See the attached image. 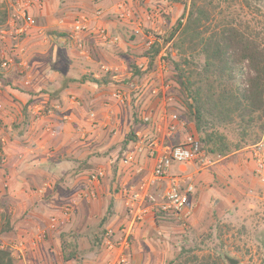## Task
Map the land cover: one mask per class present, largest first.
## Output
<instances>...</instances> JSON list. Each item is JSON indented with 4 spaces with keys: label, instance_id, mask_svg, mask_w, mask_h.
<instances>
[{
    "label": "crops",
    "instance_id": "obj_1",
    "mask_svg": "<svg viewBox=\"0 0 264 264\" xmlns=\"http://www.w3.org/2000/svg\"><path fill=\"white\" fill-rule=\"evenodd\" d=\"M56 6L57 0H43L41 10L31 11L36 27L18 42L19 61L1 72L6 105L3 123L12 122L7 113L15 110L19 112L20 124L16 130L21 128L24 133L16 134L11 126L5 131L7 166L0 169V200L9 214L12 232L0 235V247L11 252L16 264H110L113 254L108 255L102 244L105 231L131 227L126 217L123 185L139 179L135 174L137 168H143L142 177L150 170L143 157L138 165H124L126 154L135 146V137L127 138L133 127H139L135 134L143 131L142 122L154 119L162 103L156 98H145L139 103L140 114L133 120L130 115L133 100L129 99L133 91L123 103L113 97L116 88L124 89L133 82V74L126 67L128 58H133V47L121 43L123 29L118 24H102L95 19L103 16L94 15L87 32L80 35V47L75 42L57 40L49 32L64 25L55 20L59 11ZM120 7L109 10L118 14ZM100 34H105L107 40ZM58 61L64 65L62 72L56 68ZM19 65L26 67L24 76L19 74ZM102 67L114 69L104 81L101 77L106 73ZM25 78L28 87L22 84ZM147 78H154L153 74L147 73L144 79ZM10 97L14 102L8 100ZM51 129L54 135L49 133ZM183 140V133L178 131L168 144L176 146ZM246 166L252 172L253 165L248 159ZM96 170H103L105 177L96 199L85 203L80 193L87 186L89 174ZM171 171L170 178L186 173L171 174ZM194 176L183 178L196 191L204 189L208 182L213 181L214 185L221 182L217 168L210 173L198 170ZM66 205L73 207L74 215L65 229L74 224L75 232L82 234L87 230L84 225L99 219L109 225L103 226V234L66 235L64 242L63 235H55L47 226L49 216L60 215ZM187 206L186 220L194 228L203 205L197 200ZM166 220L156 223L155 216L148 215L141 224L132 227L129 264H167L174 250L173 235H151L158 233L162 224H171L168 221L172 220ZM69 243L74 256L64 262L63 253Z\"/></svg>",
    "mask_w": 264,
    "mask_h": 264
},
{
    "label": "rangeland",
    "instance_id": "obj_2",
    "mask_svg": "<svg viewBox=\"0 0 264 264\" xmlns=\"http://www.w3.org/2000/svg\"><path fill=\"white\" fill-rule=\"evenodd\" d=\"M191 1L57 0L55 8L59 11L55 20L62 22L64 25L61 24L59 28L49 32L51 35H55L54 37L57 40L72 44L75 42L77 45L73 27L75 23L80 22L82 19L86 20V31L84 32H87L90 20L93 19L94 15L96 18L103 16L100 19L94 18L96 21L100 20L102 24L111 23L112 26L118 24L124 33L123 37L120 38L121 43L127 41L133 47V58H128L126 62L128 72L133 74V82L131 83L142 87L148 82L144 81L147 73L155 75L159 72L158 59L161 54L165 55L167 73L168 68L170 71L172 70L171 64L179 60L178 54L171 46H163L154 61L152 69L143 76L137 75L138 73H145L148 69L147 60L140 58L147 50L146 43L148 41L153 42L155 36L166 38L176 23L186 17ZM12 4V0H0V5L9 11H11ZM198 4L210 13L217 24L228 23L233 25L257 40L264 47V3L262 0H198ZM118 5L121 6L118 14H114L109 10ZM98 12L103 14L99 15ZM107 12L109 14L106 16L105 13ZM81 34H79V38ZM56 68L62 72L64 65L58 61ZM246 77L247 70L244 69L241 80L244 82ZM171 79L172 73L170 72ZM149 83L143 89L148 87ZM175 86L173 84V88ZM117 89L123 90L122 87ZM125 92L128 98L130 92ZM174 94L176 96L177 93L174 92ZM130 95L129 99L133 100L130 115L135 120L136 115L141 112V108H138L139 103L144 99L140 100L142 93L133 92ZM143 95H145V92ZM145 98L150 97L145 95ZM8 100L14 102L11 97ZM167 106L169 105L167 104ZM169 107L177 115H181L178 113V105L174 104L173 98ZM7 116L10 118L9 120L12 119V122L8 123L9 125L4 124L5 128L11 126L16 134L24 133L21 128L19 130L14 129V127H20L17 119L19 118V112L8 110ZM142 123L150 126L148 123ZM13 125L15 126L13 127ZM191 129L187 127L189 133H191ZM7 132L8 130H6ZM263 136L264 134L260 139ZM244 151L245 149L224 160L212 156L208 157L212 165L204 167L202 171L210 173L212 169L217 168L221 182L216 185L213 184V181L208 182L209 184L207 183L204 189L198 191L194 189V194L190 196L189 204L201 200L203 205L199 211L200 216L197 226L191 227L189 220L183 222L168 221L171 224H162V228L158 233L151 234L173 235L174 240L171 246L174 250H171L167 264H178L174 262V259L183 252L187 253L183 259H187V257L202 259L207 256L222 258L221 254H226L239 258L241 264H264V184L256 180L253 173L247 168V158ZM178 167L181 168L180 172H178ZM178 167L175 166L171 174L184 171L186 173H181L183 174L182 177H195L194 175L198 171L196 167L191 165ZM212 187L213 189H211ZM52 216L58 215L52 214L49 217ZM50 218H48V222ZM101 221L99 219L97 222L91 221L84 225L87 230L82 234L75 232V229H73L74 224L68 229H65V227L58 228L57 231H54V234L63 235L65 240L66 235L103 234L105 228H102L101 231L98 229ZM108 225L109 223L104 227ZM95 231L98 233L94 234Z\"/></svg>",
    "mask_w": 264,
    "mask_h": 264
},
{
    "label": "trees",
    "instance_id": "obj_3",
    "mask_svg": "<svg viewBox=\"0 0 264 264\" xmlns=\"http://www.w3.org/2000/svg\"><path fill=\"white\" fill-rule=\"evenodd\" d=\"M8 16L9 10L0 5V27L6 24ZM120 34L123 37L122 31ZM123 43L128 44L127 41ZM163 46H171L179 56L165 76V81L171 85L168 95L178 105L180 120L189 129L192 128L191 134L198 140L205 155L224 160L257 143L264 134V47L233 25L217 24L210 13L198 4V0L191 1L186 17L176 23L166 38L155 36L150 48L140 57L147 60L148 69L137 75L143 76L152 69ZM244 69L247 70V77L243 82ZM1 72L0 62V80H3ZM109 75L105 74L101 81ZM173 84L176 85L174 88ZM142 98L145 99V95L142 94L140 100ZM23 113L26 123L28 113L26 110ZM146 123L150 124V119ZM143 125L141 130L150 128ZM138 128L131 129L128 140H133ZM4 208V202L0 200V235L12 232L9 214ZM155 220L156 223L176 221L161 214L155 215ZM105 224L106 221H101L98 229L101 230ZM71 246L69 243L65 248L64 262L74 256ZM186 254L178 255L174 262L224 264L219 256L183 259ZM0 264H16L8 249H0Z\"/></svg>",
    "mask_w": 264,
    "mask_h": 264
},
{
    "label": "built area",
    "instance_id": "obj_4",
    "mask_svg": "<svg viewBox=\"0 0 264 264\" xmlns=\"http://www.w3.org/2000/svg\"><path fill=\"white\" fill-rule=\"evenodd\" d=\"M12 2L6 27L0 28L1 71H7L19 61L18 42L36 27L35 17L31 11L34 8L41 10L43 7L42 0H12ZM84 31H86V20L82 19L73 27V32L77 36L78 47L81 45V39L78 36ZM100 35L104 40H107L105 34ZM7 38L10 40L7 41ZM151 44V41L146 43L147 49L150 48ZM164 58L165 55L163 54L159 56V72L153 75L154 78L144 79V81H148L146 84L150 82L148 87L143 89L146 84L141 87V85L129 83L124 88L125 90L117 89L113 95L114 99L123 103L127 99L125 91H133L137 94L145 92L148 97L158 99L163 107L154 119L149 118L150 128L135 134V146L124 158V165L133 167L138 165L141 157H143L150 165V170L142 177L140 175L143 168H137L135 174L139 179L136 178V181H129L123 185L126 217L131 227L105 231L102 244L108 255L113 254L110 264H129L132 227L134 229L135 226L141 224L148 215L161 214L181 222L186 220L187 205L190 196L194 193V186L182 176L170 178L169 173L172 168L191 165L202 170L204 167L212 165L204 151L201 150L198 140L188 132L185 122L180 120L177 113L169 107L172 98L168 95L170 84L165 81L167 70ZM18 69L21 76L26 74L25 66L19 65ZM101 70L106 74L114 72V69L109 67H102ZM22 84L24 87L29 86L26 78L22 80ZM4 110V90L0 81V169L7 166L5 153L7 140L2 119ZM91 118H94L93 114H91ZM178 131L184 135L183 142L176 146L169 145L168 140ZM49 133L54 135V130L51 129ZM244 152L245 157L253 165L254 177L264 184V136L257 143L245 149ZM137 162L138 164H136ZM104 177L103 170H96L89 174L87 186L80 193L82 201L90 203L96 199L99 184ZM157 187H161V190H157ZM73 215V207L65 206L60 215L52 216L49 219L47 230L57 231L58 228L66 227L73 221ZM41 237H44V233ZM3 248L0 247V249Z\"/></svg>",
    "mask_w": 264,
    "mask_h": 264
},
{
    "label": "water",
    "instance_id": "obj_5",
    "mask_svg": "<svg viewBox=\"0 0 264 264\" xmlns=\"http://www.w3.org/2000/svg\"><path fill=\"white\" fill-rule=\"evenodd\" d=\"M222 260L225 264H241V260L234 256H229L226 254H221Z\"/></svg>",
    "mask_w": 264,
    "mask_h": 264
}]
</instances>
